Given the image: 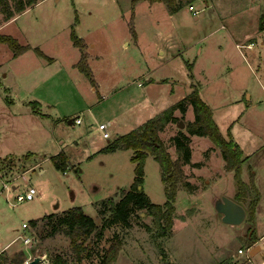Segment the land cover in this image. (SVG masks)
<instances>
[{
	"label": "rangeland",
	"instance_id": "obj_1",
	"mask_svg": "<svg viewBox=\"0 0 264 264\" xmlns=\"http://www.w3.org/2000/svg\"><path fill=\"white\" fill-rule=\"evenodd\" d=\"M179 1L183 7L172 14L163 3L148 9L145 1L134 8L130 0H37L10 21H4L0 11V33L32 46L0 67V81L9 87L4 96L0 87V176L7 180L6 185L0 181V230L8 238L26 231L32 237L30 243L21 240L16 249L2 252L0 264L55 253L73 264L69 238L60 232L42 238L45 221L32 227L30 220L79 205L100 226L96 202L118 200L120 191L133 181L135 165L131 148H103L161 114L194 87L214 110L221 133L242 150V179L251 178L249 166L258 175L264 173V35L258 30L263 14L257 17L264 11V0H209L210 6L205 0ZM189 4L199 9L197 15ZM133 11L138 39L129 25ZM72 30L92 56L89 65L96 88L75 66L81 50L72 43ZM158 30H174V35L163 36ZM244 39L252 40L251 49L236 45ZM34 47L52 59L40 56ZM6 49L12 52L0 42V62ZM148 70L155 79L168 76L150 86L153 104L143 86L149 82L143 75ZM6 94L13 105L6 102ZM33 100L46 116L32 111L27 101ZM77 114L82 123L69 124ZM173 115L177 120L168 121L159 135L176 159L173 137L188 134L191 159L183 164V181L192 188L180 183L170 232L156 236L147 209L133 208L130 224L107 225L93 244L94 254L82 263L98 264L100 251L118 234L121 249L113 264H264L263 250L249 254L261 245L250 238L249 196L240 202L246 209L243 222L222 221L214 202L222 195H235L233 174L224 172L221 151L208 136L189 134L186 125L194 119L190 103ZM99 123L107 124L110 137H103ZM61 150L68 161L65 171L50 159ZM29 151L33 154L23 158ZM29 186L36 189L34 198L17 202L16 196ZM143 189L152 202L165 201L161 167L151 154L145 158ZM22 222L28 223L27 229Z\"/></svg>",
	"mask_w": 264,
	"mask_h": 264
},
{
	"label": "trees",
	"instance_id": "obj_2",
	"mask_svg": "<svg viewBox=\"0 0 264 264\" xmlns=\"http://www.w3.org/2000/svg\"><path fill=\"white\" fill-rule=\"evenodd\" d=\"M11 4L9 0H0V11L3 12L4 21L9 20L16 14L24 11L27 7L33 5L37 0H14ZM139 0H131L134 5ZM150 2H163L171 13L178 11L183 3L178 0H148ZM130 30L134 33L133 28V12L129 20ZM260 29L264 28V16L260 17ZM70 37L74 46L81 50V55L75 66L80 72L87 76L91 84L95 86V80L91 69L86 61V54L83 52L84 42L81 37L76 35L72 30ZM0 42L5 43L17 56L24 51L31 49L30 44H22L11 34L0 33ZM34 50L42 57L51 60L52 58L46 55L39 47H34ZM193 85V84H192ZM6 100L10 99L6 95ZM185 102L190 103L194 111V119L187 125L189 134L205 135L217 146L225 161L226 170L233 171L235 195L234 199L239 203L249 196L247 201L248 219L252 222L255 216L256 204L259 200L260 193L253 182V176L248 181L241 177L242 162L245 159L239 145L232 139L231 136L225 137L216 121L213 118V113L210 105L200 96L197 87L164 109L158 116L147 119L141 126L134 128L118 135L113 141L109 142L103 149L113 150L116 148H131L133 153L130 159L135 163L134 177L131 185L127 189L120 191V198L115 200L113 197L96 202L97 211L102 218V224L99 226L94 218L86 214L82 207L75 205L59 212H51L43 215L39 219H31L32 227H36L39 221H45L43 237L52 236L58 232L63 233L69 238L71 252L73 254V264H84L83 260L90 258L94 252V242L102 238L104 229L107 225L115 222H121L123 225H129L130 214L133 208H146L148 213L153 217L156 236L167 235L173 225V217L175 215V199L180 183H184L188 188H192L189 181H183L184 170L183 164L189 163L191 159V149L189 145V137L186 133L175 135L173 137L175 148L179 157L173 159L159 135L168 121H176L173 115L175 109L183 111ZM38 101H30L32 111L37 114L45 115L37 109ZM33 153L27 152L22 157L29 158ZM151 154L158 161L161 167V180L164 184L165 201L163 203L152 202L143 189L144 182V163L145 158ZM50 159L57 169L65 171L67 169V156L63 150ZM148 230L152 227L146 225ZM251 242L256 240L253 228H249ZM121 249V239L118 234H115L109 239L108 246L100 251L98 264H113L117 260L118 252ZM1 254V253H0ZM48 257V256H47ZM49 264H70L69 260L61 253H55L50 256ZM14 262L23 264L25 258H14Z\"/></svg>",
	"mask_w": 264,
	"mask_h": 264
},
{
	"label": "crops",
	"instance_id": "obj_3",
	"mask_svg": "<svg viewBox=\"0 0 264 264\" xmlns=\"http://www.w3.org/2000/svg\"><path fill=\"white\" fill-rule=\"evenodd\" d=\"M147 2V7H148V9H150L151 7H155L156 5H157V3H163V2H160V1H154V2H150V1H148V0H139V1H137L135 4H134V8L135 7H137L138 6V4H140V3H142V2ZM179 1V0H178ZM205 1H209V0H205ZM210 1H213V0H210ZM261 1H263V0H261ZM164 4V3H163ZM165 5V4H164ZM184 5V4H183ZM210 5H212L211 3H209L208 2V6H210ZM260 5H261V3H260ZM130 7H132V2H131V0H130ZM165 7H166V10H167V12L169 13V14H172L169 10H168V8H167V6L165 5ZM183 7V6H182ZM181 7V8H182ZM213 11V9L212 8H210L209 9V12H212ZM21 13V12H20ZM20 13H18V14H20ZM18 14H16L15 16H13L12 18H10L9 20H6V21H10V20H13V19H15V17H17V15ZM259 14V16H257V17H260L262 14V16H264V11L263 12H260V13H258ZM133 28H134V33H132L133 34V36L136 38V39H138V35H139V30H138V24H137V13H136V11H135V14H134V11H133ZM258 30L264 35V28L263 29H260L259 28V25H258ZM158 32H162L163 33V36L165 35V34H167V35H169V37H173V35H174V30H169L167 33H164L163 31H161V30H158ZM246 42L245 44L243 43V42ZM84 42V41H83ZM239 44H242V45H244V46H246L247 48H252L253 47V42H252V40H250V39H247V40H242V42H239V41H237L236 42V45H239ZM264 45V40H262L261 41V46H263ZM84 47H85V43H84ZM32 49V48H31ZM7 50V49H6ZM83 52L86 54V61H87V63H88V65H89V61H90V59H91V57L92 56H90L89 55V53L88 52H86L85 51V48H84V50H83ZM160 53H162V51H159ZM201 53V49L198 51V53ZM22 54V53H21ZM21 54H19V55H17V56H14L13 55V53L12 52H10V51H6V53H5V59L2 61V62H0V67H3L7 62L6 61H12V62H14L15 60H17L20 56H21ZM80 55H81V53H80ZM52 58V57H51ZM89 67H90V65H89ZM90 69H91V72H92V74H93V71H92V68L90 67ZM151 73H152V71H150V70H148L146 73H143V75H146L148 78L146 79V80H148L149 82H147V83H145V85H143L144 86V92H145V94H147L148 96H149V103L151 104H153L154 103V100H152V96L155 94L154 93V91L152 90V88L150 87L154 82H156V81H158V80H164V81H167V79H168V76L167 77H161V78H159V79H155L152 75H151ZM95 80V79H94ZM95 86L96 85H98L97 84V82L95 81ZM94 86V87H95ZM0 87L1 88H3V91H2V93H1V95L2 96H4L3 94L5 93V92H7V91H9L8 90V86H5L4 85V83L2 82V81H0ZM11 89H13V86L12 87H10ZM96 88V87H95ZM7 95V97L10 99V101L8 102V101H6L9 105H13L14 104V100H12L10 97H9V95L8 94H6ZM6 97V96H5ZM28 102V104L30 105V101H27ZM248 103H251L250 101H248ZM211 107V106H210ZM248 108V107H247ZM246 108V109H247ZM211 109H212V107H211ZM212 113H213V118H214V120L216 121V119H215V116H214V110L212 109ZM78 115V114H77ZM76 116V115H75ZM70 122H69V120H68V123L69 124H71V125H75L74 123H73V117L72 118H70ZM108 123V122H107ZM217 123V122H216ZM219 127V126H218ZM263 142V140L260 142V143H262ZM264 144V143H263ZM242 154H243V152H242ZM243 157H245L244 156V154H243ZM244 163H245V160H243V162H242V172L241 173H243L244 172V168H245V165H244ZM224 164V163H223ZM250 169H251V166H249L248 167V179L250 178V175H252L253 176V182H254V184H255V186L257 187V189L259 190V193H260V197H259V200H258V202H257V204H256V208H255V216H254V219H253V221L251 222V224H252V228H253V230H254V234H255V236H256V238L258 239L257 241L261 244L260 245V251H264V173L262 174V175H258L259 173L257 172V170H251L250 171ZM223 170H225L224 172H226V174H233V171L232 170H226V168L224 169V167H223ZM261 172H264V170L263 171H261ZM0 181L3 183V185H6L7 184V180L6 179H2V177L0 176ZM245 181H248V180H245ZM13 188H14V185H13ZM230 198H232V199H234V196H230ZM46 214V213H45ZM44 214V215H45ZM43 216V215H42ZM42 216H37V217H34V218H32V219H39V218H41ZM23 223V222H22ZM22 225V224H21ZM23 227V226H22ZM27 229V228H26ZM31 229V228H30ZM6 231H8L7 229H5V232ZM28 231H26V233H27ZM2 233H4V229H2V230H0V239H1V241H0V253H2V252H5V251H9V250H14V249H16V247L19 245V244H17L18 242H21V240H22V238H23V236L24 235H26V233L25 234H23V236H22V234H15L14 236H12V237H10V238H8V237H4V235L2 234ZM2 234V235H1ZM17 244V245H16ZM120 257V256H119ZM117 260H119V258H117ZM117 260L115 261V263L117 262ZM260 264H261V261L259 262Z\"/></svg>",
	"mask_w": 264,
	"mask_h": 264
},
{
	"label": "water",
	"instance_id": "obj_4",
	"mask_svg": "<svg viewBox=\"0 0 264 264\" xmlns=\"http://www.w3.org/2000/svg\"><path fill=\"white\" fill-rule=\"evenodd\" d=\"M70 121L69 119V122ZM179 125L183 126V122L181 121ZM214 206L216 211L221 214V219L225 223L240 224L245 219V207L235 199L226 195L217 198L214 202ZM259 249L260 245H255L249 250V254L254 255ZM25 264H49V259L45 255L38 254L27 260Z\"/></svg>",
	"mask_w": 264,
	"mask_h": 264
},
{
	"label": "built area",
	"instance_id": "obj_5",
	"mask_svg": "<svg viewBox=\"0 0 264 264\" xmlns=\"http://www.w3.org/2000/svg\"><path fill=\"white\" fill-rule=\"evenodd\" d=\"M188 7H189V9H190V11L192 12L193 15H197L199 13V9H196L192 4H189ZM73 123L74 124H81L82 123L81 115L78 114V115L74 116L73 117ZM98 128L102 131L103 137H105V138L110 137V132H109V130H107V124L99 123ZM35 194H36V189L33 186H29L23 193H19L16 196L17 202L18 201H23V200L33 199ZM22 226L24 228H28V223L23 222ZM31 240H32V237L30 235H28V234L24 235L23 238H22V241L25 244L30 243ZM238 251L242 252L243 250L240 248Z\"/></svg>",
	"mask_w": 264,
	"mask_h": 264
}]
</instances>
